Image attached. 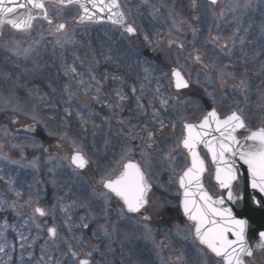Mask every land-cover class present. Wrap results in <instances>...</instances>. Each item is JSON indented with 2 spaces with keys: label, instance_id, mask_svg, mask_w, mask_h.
Here are the masks:
<instances>
[{
  "label": "snow or ice",
  "instance_id": "obj_1",
  "mask_svg": "<svg viewBox=\"0 0 264 264\" xmlns=\"http://www.w3.org/2000/svg\"><path fill=\"white\" fill-rule=\"evenodd\" d=\"M147 3V0H143ZM210 5H216L218 0H208ZM49 4L56 6V16L61 15V9L70 5H77L80 9V14L75 17L76 23L83 24L85 22L97 23L102 19L110 22L113 26H117L121 29V34H127L128 37L135 36L137 34V28L134 24L127 22V14L122 10V6L119 0H0V27L7 24L14 30L28 31L33 26V21L36 19L44 20L49 26L48 35L56 37L57 34L67 33V24L65 22H57L56 19L50 15ZM193 6L195 7V0H193ZM253 0H235V3L227 7V11L235 13L237 10H247L252 8ZM171 15V13H170ZM224 15L222 9L220 14ZM237 23H240V17L235 18ZM175 26V21H173ZM264 30V29H262ZM179 31V29H177ZM197 29L193 28V36L195 37ZM240 28L237 27L230 36L224 37L219 34L212 35L211 33L206 38V43H212L216 45L222 52L227 48V52H224L225 56L231 57L237 45V33ZM245 33L248 32V28H244ZM169 39L167 40L168 47L175 45L178 49L183 50L185 45L177 38L171 37V32L168 33ZM41 34V40L43 39ZM145 42L155 50V46L160 45V40H153L148 35H144ZM71 38H67L64 41L57 38L55 40V46L63 47L64 43H74ZM40 41H33V44H39ZM245 43V37H239V44ZM231 44V47H229ZM5 47L9 51H12L14 55H23L25 58L34 51L32 46L21 49L19 42L13 40L11 46L6 43ZM191 59L197 63L202 64L204 68H216V63L213 60L210 64L203 63V57L198 49H193V52L189 54ZM246 55V54H245ZM179 64V61H177ZM241 63H246V60L242 59ZM230 65H225L223 69L216 68L218 72H224ZM64 75L73 81L77 88L83 90L85 96H89L92 101L100 104L102 103L110 112L111 116H106L104 119L110 121L112 116L118 115L124 111L126 103L131 97L124 91L123 83L124 77L118 74H111V80L118 81L119 85L112 89L113 95L109 96L108 101L101 100V93L104 82L108 80L109 74L105 73L104 80H100L89 69V78L85 79L84 73L79 72L74 65H64ZM264 68V66H262ZM144 80L150 81L151 73L149 68L144 69ZM246 72V70H245ZM232 79H236L235 74L227 73ZM167 75V74H166ZM171 86L177 91L181 89H188L190 87V81L183 75L180 67H174L171 70ZM264 83V82H262ZM242 94L247 99V92L249 89V81L246 76H242L237 85ZM144 84L140 85L139 94L137 95V88L133 86L131 88L132 94L135 96L136 107L140 114H146L149 108H154V101H159V108H154L151 115V121L153 124L158 123L159 127H152L148 122L135 125L130 124L129 137L131 141L139 139L141 143L136 145L140 150V156L143 159V166L140 163L134 162L129 157L134 151V148L128 146L126 143L122 147L120 152V159L115 162V167L107 169L98 179L97 183L101 186L102 190L96 192L93 189V194L103 199V208L101 209V217L105 220L103 224H97L96 228L92 229L93 237L97 236V232L102 230L104 236H110L115 232V226L112 227L110 233L107 217L111 210L110 205L113 198L122 202V206L118 208L119 216L124 219L126 215L138 214L140 220L150 221L151 216L147 214V208L151 201L149 199V193L152 190V183L148 179V169L152 167V155L156 146L160 143L158 134L162 133L164 128L167 127L165 122L158 119L161 110H167L172 107L173 99L175 97L165 96L160 92V88L157 87L153 93V99L149 100L148 105L141 103L144 97ZM257 89L261 91V99L264 100V86L258 85ZM94 90L93 95H90ZM64 92L67 94V100L65 104L71 103L75 93L71 90V84H66ZM29 95H35L37 99L45 100L46 97L38 95V93L29 92ZM211 96V93H208ZM15 92L13 91L4 100L5 104L12 103L14 112H23L24 115L29 116L33 121L32 124L25 125L23 131L30 135L25 137L28 144H11L12 149H20L21 155L19 160H10L12 164H18L20 167L31 166L35 168L37 166V158H33L26 164L22 163L25 160L23 149L25 147L43 148V144L36 140V134L38 132V126L42 125L44 130L49 136L57 135L52 131L47 124V121L39 118L36 106L33 105L28 110L24 105L19 104L14 100ZM186 101L180 100L179 103L184 104ZM82 108H87V104L81 105ZM243 110L240 109V112ZM64 117H62L63 126L68 124V118L72 116L73 111L71 107L64 109ZM92 113H88L87 116H91ZM75 116L80 120L81 127L86 131V125L89 123V119L85 113L76 111ZM49 120L54 117H48ZM13 124L17 123L15 117L11 121ZM120 124H124L125 121H119ZM99 127V125L93 124V128ZM137 127L139 130L137 131ZM175 130V123L172 125ZM184 134L178 139L174 148L169 149L168 152L163 153L161 163L164 160L169 161L171 166L175 157L172 152L183 148L187 151L191 158V165L186 167L178 177L179 189L182 190L181 207L184 215L189 221L192 222V227L189 229L188 236L185 239L191 238L197 242L199 247L197 249L198 257L201 258L200 264H208L209 256L214 257L216 264H248L249 260L254 257L255 250H260L264 253V230L260 228L253 229L250 223V215L245 213L234 214L232 208L222 207L224 205L223 198H213L207 190H205L202 183V175L206 171L205 161L201 157L197 148L198 145H203L207 149V152L211 155L212 163L216 166L215 181L218 183L221 189L227 190L228 199L236 203L242 200V197H237L233 194V182L240 179L239 170L236 166L237 159L243 161L247 165V179L252 189L258 190L259 193L264 194V127L257 128L256 130L247 129L246 123L242 115L238 111L233 110L229 115L221 118L217 110L213 108L207 111L198 124L183 121ZM238 129H245L248 134L243 139H238L236 132ZM17 131H20L19 129ZM4 136H10L11 133L7 127L3 128ZM215 133H218L216 135ZM95 135V132H93ZM61 139H67L72 146V154L70 157H62V159L69 160V166H74V170L83 171L91 163L88 156L84 153L80 144L67 136V133L60 134ZM107 143V141H106ZM4 147L0 144V150ZM60 147V145H57ZM45 152L47 148L43 149ZM4 160H9L7 153H2ZM118 169H120L118 171ZM51 171V169H50ZM8 191L13 194L15 199H3L0 200V210H11L16 217H23L20 228L35 226L36 229L45 231L44 237L45 243L41 246V252L44 253L49 246L59 249L60 244L66 246L64 256L70 257L72 264H98L94 261V255L99 251V248L94 246L91 249L87 248L86 242L83 240V233L92 227L91 221L96 219V214L91 211L87 202H79L76 200L70 203H63L64 197H58L59 211L64 214L63 227L66 230L64 234L60 231V225L56 223V205H52L51 208H45L39 203L33 204L32 197L29 196L27 200H22V193L16 190L11 181H8ZM163 187V186H162ZM251 204L264 209V201L257 200L255 196L251 198ZM5 205L7 208H5ZM88 209L85 215L79 217V221L74 223L72 211L76 207ZM24 207H30L31 213L23 214L19 209ZM158 211V209H157ZM253 209H249V212ZM52 217L53 223L47 224V220L44 224L38 222V218ZM179 228V226H177ZM145 239L151 237L152 230L148 227L147 223L144 224ZM75 230H79L80 234H77ZM9 231L15 232L17 241H22L20 247L31 248L40 237H34L29 241V237L20 231L15 223H9L5 217L0 221V253L8 255L9 248L12 247L6 238V233ZM231 237V238H230ZM258 242L252 244L250 240H256ZM75 242V243H73ZM160 246L167 247L163 241ZM29 259L32 257V253H28ZM178 261L183 264V256L177 257ZM62 264L61 260H53L51 255H48L45 260V256L42 254L40 260L36 264Z\"/></svg>",
  "mask_w": 264,
  "mask_h": 264
},
{
  "label": "rangeland",
  "instance_id": "obj_2",
  "mask_svg": "<svg viewBox=\"0 0 264 264\" xmlns=\"http://www.w3.org/2000/svg\"><path fill=\"white\" fill-rule=\"evenodd\" d=\"M152 1L154 2V0H148V2ZM240 2L243 3V0H240ZM168 3H173V0H168ZM168 3L167 6H164L165 13H174L170 9L171 6ZM234 3L235 0H231L228 2L223 1L221 5L222 7H225L227 9L228 6ZM49 9L50 15H52L53 18L57 20V22H65L67 24L66 34H57L56 37L49 36L48 31L50 27L46 26L43 23L37 22L36 24H34L32 31H30L29 33L23 34L21 36H15L4 30L0 39V81L8 79V82L5 83V85H2V83L0 84V100L3 99V103L1 104L0 108H2V110H5L7 115L18 118L20 124L22 125L33 123L30 117L24 115L23 112H14L12 103H4V100L10 95V93L14 91V100L16 102L24 105L28 110H30L31 107L35 105L39 118L47 121L48 127L52 131L57 133V135L49 136L42 125L38 126V129L46 135V137L42 139L45 141H38L39 143L43 144V148L25 147L23 149L25 160L22 161V163L26 164L34 157H42V152H44L43 149L45 148V146H50L53 142L57 143L56 146L62 145L64 149L62 151H57V149L51 147V152H59L60 155H65L64 151L72 152V146L68 142V140L60 138V134L66 133V131L63 130L62 127L56 126V124L54 123V119H48V117H52V115L42 114L48 112L50 110L48 109L49 107L53 108L51 98L43 94L45 91H42L41 93L38 92L39 89H45L46 87L43 82L47 83L49 80L48 77H50V75L47 72L49 71L52 75H54L52 73V71L54 70H56L57 72H64L62 63L73 60V62L75 63V67L77 69L81 68L84 72V76L86 77V79H88L89 69H91L92 73L95 75L100 67L104 65L106 60L112 54V61L116 66L115 74L124 77V91L131 97V99L126 103L124 111L119 113L118 115L112 116L110 121H106L104 117L111 116L112 114L106 107L102 105V103L98 104L95 101H92L89 96H85L84 92L80 91L79 89L72 90L75 93L73 100L80 101V97L85 96L87 98V102H89L91 105H95L98 109H103L102 113L99 115L100 123H102L101 126L105 131V133L102 134V137L99 138L100 146L102 144L100 154H102L101 152H103L104 148L107 146V144L105 143L106 138L104 136L111 135V132L115 129L116 147L121 146L118 141H125L120 148H116V161L120 159L121 149L127 143L128 146L134 148V151L129 158L133 161H136L137 163H140L143 166V159L140 156V150L138 147H135L136 145H139L141 141L139 139L135 141L130 140L128 126L130 124L139 126L140 124L148 122L152 127H159V124H153L151 122V115L153 111L152 108H149L146 114L143 115L138 112L135 96L131 92V88L135 86L137 88L138 95L140 85L143 83L145 88L144 97L141 103L145 104L146 106L148 105L149 100L151 99L148 95V93L150 92V81H146L143 79L145 73L142 70L143 65L146 62L143 59H140V51L136 47H134L133 44H129L124 36L121 37L120 35H116L115 31L113 30L110 32L105 30L100 33H96V35L93 36V33H86L85 28L76 27L74 25V19L78 16V11L73 8L61 9V15L59 17L56 16V7L50 6ZM219 14L220 12L217 11L215 14L208 15L209 17L207 18L206 27L209 28L210 25L211 27L206 32V38L210 33L213 35L219 34L221 36L227 37L230 36L234 31H236L237 27H239L240 31L237 33V45L231 57L224 55V52H227V48H225V50H223L222 52L219 48L211 44L206 47H185V50L181 52H175L176 50L172 49L169 54L173 56L168 64L172 68L180 67L182 73H184L187 78H190L193 81H191L192 83H197L199 80L209 87H211L212 84L213 87L216 88L214 96L218 95L217 101L223 102V104L227 107V110L236 108L240 115L245 116L246 120L249 119L248 122H245L249 129H256L259 126L264 127V100L261 99V91L257 89L258 85L264 86V83H262L264 82V68H262V66H264V30H262L264 29V0H253L252 8H249L247 10H237L235 13L226 11L223 17H221ZM182 15L184 19L188 21V24L186 25L184 31L181 30L180 35H190L191 37H194L192 29L194 27L195 20H197V17L192 16L193 14L188 12H184L182 13ZM236 17H240V23H237L235 19ZM161 24L162 23H160L159 28ZM175 24L176 29H180L182 27L178 20L175 21ZM244 28H248L247 33L243 31ZM198 33L199 37H201V32ZM41 34H43L44 37L42 40ZM240 36L245 37V43L243 45L239 44ZM57 38L61 39V41H64L67 38H71L75 42L64 43L63 47L55 46V40ZM194 38L196 39L197 36L195 35ZM13 40L19 42L21 49L32 46L34 51H32L27 58H25V56L23 55H14L12 51H9L8 48L5 47L6 43L11 46V42ZM36 40H39L40 43L33 44V41ZM167 40L168 38L160 40V44L163 45V48L158 47L155 51L156 54H162ZM188 44L191 45L192 41H189ZM229 47H231V44H229ZM194 48H198L206 64H210L214 60L216 63V68L223 69L225 65H230V67H228L224 72H218L216 68L209 67L212 75L210 77L206 76L205 78L202 77V74L200 76L194 74L193 70H191V66H189V64L191 63V61H189V54L193 52ZM238 55L239 60L235 58V56ZM119 57L122 61H119ZM242 59L246 60V63H241ZM217 60H222L224 64L217 63ZM177 61H179V64L177 63ZM47 63L51 64V66L43 67ZM54 63L56 64L53 65ZM229 72L235 74L236 79H232L227 74ZM134 74H136L137 76H135ZM245 74L249 81L247 99H254L255 102L253 104L247 102V99H245V95L241 93L239 88L236 89L237 87H233L234 85L238 84L240 78ZM10 79L11 82L9 81ZM136 79H138V82L134 83L133 80ZM110 82L112 86L113 84H116L114 85V87H112V89L119 85L118 81L110 80ZM72 83L74 82L72 81ZM30 91L38 93V95H42L46 97V99L42 101L40 99H37L35 95H29ZM93 94H95L94 90L90 95ZM235 96H237V101L235 99ZM108 98L106 99V95L102 91L101 100L106 99V101H108ZM65 100H67V94H65ZM180 100H184L182 96L178 98V101ZM72 102L74 101H71V103ZM46 104L49 106L48 108L45 107ZM212 104H215V101L212 102ZM64 105L69 106V104L65 103ZM172 105L173 106L169 107L168 110L169 112H172L171 116H173V118L175 117V122H167V127L164 128L162 133L158 134L160 143L156 146V149L160 150L153 152L152 155V166L154 165V163L157 166H162V170L168 175V182L166 183L165 191L163 192L162 196L157 195V193L161 192L162 190H159L158 192L154 191L149 195L151 203L147 210V214L152 218V221L149 223L153 224L147 223V225L152 230L151 237L145 239L144 224L146 222H142L136 218H130L129 216L121 219L118 212V208L120 206L116 202V209L113 211V213L110 211L107 217L109 231H112V227L114 225L116 235L114 234L113 239L108 240L105 236H103L102 238L100 237L99 240L97 238L99 236L98 231V236H91L93 239L89 241V244L87 245V248L89 249L94 246L99 248V251L93 257L94 261L98 262V264H148L146 261L140 260L137 255L132 256L133 249L137 244H141L144 247L150 248L148 249L152 251L153 258L155 261H157H154L153 264H181V261L177 260V257L180 256H183V264H200L201 258L198 257V254L196 255L197 257L193 258V260L189 259L187 255V248L192 243L191 238L185 239V237L189 234V230L185 226L173 224L169 229L157 231L155 230L157 218L159 219V216L161 215L162 210L165 207V201L167 203V200L171 195L173 198H175V201L177 199L179 200V193L176 189V180L182 170H184L185 168L183 156L180 153L179 149L172 152L175 160L174 162H172L171 166L169 164V161L167 160H164V162L161 163L163 153L168 152L171 148H174L178 142V139L182 136V122L184 120H187L189 122V120L184 116V112L179 111L178 105L174 102H172ZM39 108L41 109V111ZM240 109H242L243 111L240 112ZM63 115H65V113ZM121 120H124L125 123L120 124L119 121ZM68 121H70L69 118ZM11 123L12 122L6 121L4 125L0 126V144L4 145L3 149L0 150V157H2V153H7L8 156L9 154H13L14 160H19L21 150L12 149L10 145L28 144L29 141H27L25 137L29 136L30 134H15L13 131V127H11L10 125ZM173 123H175V130H173L172 128ZM68 124L70 123L68 122ZM5 127H7L8 131L11 133L10 136H4L3 128ZM136 130L138 131L139 127H137ZM166 130L170 131L171 139L168 141V147L165 150L164 147L160 148V145L162 144V141H164L162 136H164ZM117 138H119L118 141ZM47 139L49 140L46 141ZM77 144L79 143L77 142ZM10 160V158L9 160L0 158V200L15 199L13 194L8 191L7 183L8 181H11L12 186L14 187L13 184L15 175L20 178V182H18L17 186L14 188L21 191V193H24L32 187L33 179L35 178V176H37L40 170L39 162L37 163V166L33 168L31 166L20 167L18 164L10 163ZM39 161L44 162L47 165H49L50 163L49 161ZM115 162L108 163V167H115ZM62 164H64V162ZM92 164L93 166L95 165L94 162ZM3 165L11 167L13 172L4 173ZM67 168L68 170H70L69 166H67ZM119 170L120 169H118V171ZM48 173L50 174L49 170H46V173L44 174L48 176ZM7 174H13L14 176ZM77 176L80 177V175ZM50 182L54 183L52 178ZM74 183H76V187L78 189L82 186H85L84 180L74 179ZM29 196L32 197L33 204L38 201V198L33 195L31 191L27 192L24 200H27ZM165 196L168 197L165 198ZM96 198L97 196L94 195L93 192H89L86 200L88 206H90V204H93V208H89L96 214V219L91 221L92 227L88 229L89 231H92V229L96 228L97 224L105 223V220L101 217V213L99 211V209L103 207V201H97ZM22 202L23 201H21V203ZM52 204L56 205V212L58 211L60 215H63V213L59 211L58 201L54 200ZM52 204H46V202H42V204L40 203L41 206L46 208H51ZM97 205L99 206V208ZM5 208H7L6 205ZM19 211H21V213L23 214H28L31 213V208L24 207L22 209H19ZM87 211L88 209L80 208L77 206L71 214L76 217L75 220L76 222H78L79 217L81 215H85ZM5 217L8 219L9 223H15L17 228L20 231H23V233L29 237V241L37 236H39L40 238L37 239L36 243L31 248L25 247L22 249L20 247V243L23 242L17 241L15 239L16 233L9 231L8 233H6V238L9 241L10 245H12V247H10L8 250L11 259H9L8 255L0 253V264H31L39 261L42 254L45 256L46 260L48 255H51L48 250H56V248L49 246L47 250L42 253L41 246L45 243V231L38 230L35 228V226L20 228L23 217H16L15 214L11 212V210H0V221H2ZM47 218L48 219H45L47 220V224L51 225L53 223L52 217L49 216ZM45 220L38 219V222L43 225ZM60 222L61 221L59 220V223ZM160 222L161 224H166L168 222V218L165 214L163 215V218ZM56 223L58 224L57 217ZM177 226H179V228H177ZM88 230H85L84 233ZM75 231L77 232V234H80L79 230ZM61 233L64 234V231H61ZM156 238L162 239L163 243L168 246H160L161 241H158V239ZM60 247L63 248L66 246L64 244H60ZM29 252L32 253L31 259H29L28 257ZM51 252L54 253V251ZM253 259V264H264V255L260 257L255 256ZM208 264H216V260L213 261L211 259H208Z\"/></svg>",
  "mask_w": 264,
  "mask_h": 264
},
{
  "label": "flooded vegetation",
  "instance_id": "obj_3",
  "mask_svg": "<svg viewBox=\"0 0 264 264\" xmlns=\"http://www.w3.org/2000/svg\"><path fill=\"white\" fill-rule=\"evenodd\" d=\"M223 1L224 0H218L216 5H210L209 2H207V0H195V7H194L193 6V0H173V3H168V4L171 5L172 11H174L177 15H174L173 13H171V15L167 14L165 16V23H164V26L162 28L155 29L151 33L149 32L150 29L148 28V31H146V33H147V35L150 38L152 37L153 40L155 39V38H153V36L162 35V39L161 40H163V39H166V38L169 39L168 33L171 32V37L172 38L179 39L180 41H182L184 43L185 46L189 45L188 42L190 41V39L188 38V36L180 35L181 30L184 31L185 28H186V25L188 24V21L183 18L182 13L188 12V13L196 14L198 17L200 16V14H203V13H206V12L215 14L216 11L221 12L222 9L224 10V13H226L227 9L225 7H222V5H221V3ZM176 20H178V22L182 26L179 29V31H177V29H176V24H175V26L173 25V21H176ZM135 21L136 20H133L132 22L134 23ZM156 33H157V35H156ZM196 36H197L196 39L194 37L192 38V44H191L192 46H206V45H208V43L205 42L206 41V32L203 35L201 34V37H199V33L196 34ZM140 42L146 43L143 38L141 39ZM162 48H163V45H162ZM172 49L176 50L175 52H177V51L181 52V50L178 49L175 45H173L171 48L168 47L167 42H166V47L163 49V53L156 57V59L158 60L157 62L160 63L159 66L164 68V70L162 72V77H166L167 78L166 74H167L168 70L171 69L168 66L167 62L173 56V55L169 54ZM192 68H194L195 71L197 70L199 72H202L204 75L205 74L208 75V73L211 74V71H209V70L208 71H204V70L200 71V69H198V67L196 69V67H193V66H192ZM166 78H164L162 80H166L168 86H170V81L168 80V78L167 79ZM188 80L191 82L190 78H188ZM159 88H160V92H163L164 87H162V85H159ZM170 89H171V86H170ZM167 92H168V90H167ZM164 93H165V91H164ZM181 94H182L183 98H187V99H190V100H195L197 102H200V107L199 108L193 107L194 111L190 110V112L193 113V116L191 117V120L194 121V122H197L196 120L199 119L200 115L202 113H205L207 110H209L211 108L212 103H210V100H209V103L207 102L208 99L205 97V96H207L206 94H204V96L202 94H199V93H189V94L180 93L178 95H181ZM165 96H168L167 93L165 94ZM174 100H176V99H174ZM155 107L159 108V101L158 100L155 101ZM167 111H168V109L167 110H161V114H160L158 119H162V116L166 117L167 116ZM0 117H1L0 118V124L1 123H5L7 121V116L3 115V117H2V115H0ZM45 148L48 149V146H45ZM46 154H49V153H46ZM113 162L114 161H112V163ZM110 168H112V166L105 167V168H100V172H104V171H106L107 169H110ZM85 178L89 179V177H87V176H85ZM114 234L116 235V230L110 236H105V237L108 240L109 239H113ZM103 236L104 235L101 233V237H103Z\"/></svg>",
  "mask_w": 264,
  "mask_h": 264
},
{
  "label": "water",
  "instance_id": "obj_4",
  "mask_svg": "<svg viewBox=\"0 0 264 264\" xmlns=\"http://www.w3.org/2000/svg\"><path fill=\"white\" fill-rule=\"evenodd\" d=\"M73 6H76L79 9V7L77 5H73ZM79 11H80V9H79ZM36 20H42V19H36ZM36 20H34V21H36ZM100 22H108V21L105 18V19H102ZM87 23H89V22H87ZM76 24H78V23H76ZM3 26H8V25L5 24ZM8 27L10 29H12L10 26H8ZM12 30H14V29H12ZM14 31L24 32V31H18V30H14ZM239 130L240 129H238L237 131H239ZM215 134L218 135V133H215ZM199 146H203V145L201 144V145H198V147ZM204 149L207 151L206 148H204ZM183 150L188 155L187 151L185 149H183ZM188 157H189V166H190L191 165V158H190L189 155H188ZM210 159H211V155H210ZM211 163H212V160H211ZM212 166L214 167V170H216V166L213 163H212ZM236 166H237V168L239 170V176H240V179L237 182L240 184V190L242 192L241 194H242V198H243L241 200L242 201V210L239 211V212H236L233 209V201L228 199L227 190L226 189H221L219 187L218 183L215 181V176H214V181H215V183L218 185V187L220 189V198L224 199V205H222V207L232 208L233 211H234V214H240V213L243 212V213H245L247 215H250V223H251L252 228L253 229L260 228L261 230H264V209L259 208L258 206L251 204V198L253 196H255L257 198V200L264 201V194H261V193L258 192V190H254V189L251 188V186H250V184L248 182V179H247V165H245L243 163V161H240L239 159H237ZM178 186H179V184H178ZM181 193H182V190H181ZM181 199H182V195H181ZM180 209H181V214H182L183 218L186 221L192 223L184 215V212H183V209H182L181 205H180ZM249 209H253V211L249 212ZM256 242H258V237H257L256 240H250V243H252V244H254Z\"/></svg>",
  "mask_w": 264,
  "mask_h": 264
},
{
  "label": "trees",
  "instance_id": "obj_5",
  "mask_svg": "<svg viewBox=\"0 0 264 264\" xmlns=\"http://www.w3.org/2000/svg\"><path fill=\"white\" fill-rule=\"evenodd\" d=\"M54 257L55 259H59L60 255H55ZM31 264H34V263H31ZM64 264H67V262H65Z\"/></svg>",
  "mask_w": 264,
  "mask_h": 264
}]
</instances>
